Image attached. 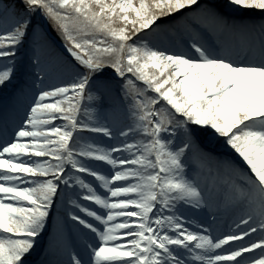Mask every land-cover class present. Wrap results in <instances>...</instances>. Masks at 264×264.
I'll return each instance as SVG.
<instances>
[{
  "label": "snow or ice",
  "instance_id": "1",
  "mask_svg": "<svg viewBox=\"0 0 264 264\" xmlns=\"http://www.w3.org/2000/svg\"><path fill=\"white\" fill-rule=\"evenodd\" d=\"M0 264H264V0H0Z\"/></svg>",
  "mask_w": 264,
  "mask_h": 264
},
{
  "label": "rangeland",
  "instance_id": "2",
  "mask_svg": "<svg viewBox=\"0 0 264 264\" xmlns=\"http://www.w3.org/2000/svg\"><path fill=\"white\" fill-rule=\"evenodd\" d=\"M13 86H15V84H14V85H10L7 89H1V88H0V92H5L4 95H6V94L8 93V91L11 90V88H12ZM0 96H1V95H0Z\"/></svg>",
  "mask_w": 264,
  "mask_h": 264
},
{
  "label": "trees",
  "instance_id": "3",
  "mask_svg": "<svg viewBox=\"0 0 264 264\" xmlns=\"http://www.w3.org/2000/svg\"><path fill=\"white\" fill-rule=\"evenodd\" d=\"M1 89H3V88H1ZM4 94H5V92H0V95H1V96H4ZM1 96H0V97H1Z\"/></svg>",
  "mask_w": 264,
  "mask_h": 264
}]
</instances>
